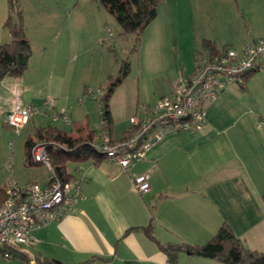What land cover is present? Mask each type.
Returning <instances> with one entry per match:
<instances>
[{
  "label": "crops",
  "instance_id": "1",
  "mask_svg": "<svg viewBox=\"0 0 264 264\" xmlns=\"http://www.w3.org/2000/svg\"><path fill=\"white\" fill-rule=\"evenodd\" d=\"M19 1L31 56L21 78L6 77L0 81L3 129L8 128L5 115L13 93L24 105L33 107L36 103L23 99L22 94L34 88L32 84H23L24 79L29 75L28 70L39 72L34 53L42 49L47 28L65 13L64 0ZM8 8L9 0H0V45L10 40L3 28ZM258 38L264 35H242L240 42L244 44L229 48L240 51ZM253 74H248L242 85L229 84L207 105L201 130L167 134L142 160L126 170L106 159L68 163L66 172L71 180L78 181L79 200L64 218L34 230L32 243L16 250L17 256L9 259L13 261L9 264H46L43 260L61 264H165L167 255L160 245H202L222 225L247 249L264 254V130L257 127L258 120L264 121V104L257 105L260 98L252 90V86L259 89L261 82L264 86V78H254ZM182 75L174 74L168 87L158 84V89L139 95L136 114L141 116L143 108H150L159 98L170 95ZM86 88L83 87L81 95ZM114 93L109 100L112 118L109 138L118 141L131 126L128 119L126 127L116 133L120 115L112 107ZM33 96L32 93L34 100ZM47 126L74 138L90 135L95 145L100 142L99 128L84 125L83 121H73L68 130L52 125L34 127L27 138L36 141L35 131ZM144 173L149 175L150 189L141 195L135 192L131 178ZM10 179L2 177L0 189H5ZM48 181L49 177L45 183L21 185L45 186ZM146 227L151 238L142 230ZM0 256L3 258L1 250ZM177 264L222 263L180 253Z\"/></svg>",
  "mask_w": 264,
  "mask_h": 264
},
{
  "label": "rangeland",
  "instance_id": "2",
  "mask_svg": "<svg viewBox=\"0 0 264 264\" xmlns=\"http://www.w3.org/2000/svg\"><path fill=\"white\" fill-rule=\"evenodd\" d=\"M15 1L21 10L20 1ZM63 3L65 13L61 19L47 28L42 45L37 40L42 47L34 53L39 72L28 70L23 83L34 86L22 95L25 102H36L33 108L39 114L19 135L12 128L3 129L0 125V180L8 177L20 184L45 183L48 179L45 167L24 164L28 134L34 127L46 125L68 130L73 121L99 128V102L92 96L81 95V90L83 87L97 90L108 79L117 78L124 62L128 63L129 74L112 99L114 113L120 115L116 133L137 113L139 95L158 89V84L168 87L174 74L186 75L194 70L196 58L203 53L204 40L210 39L218 49H230L244 44L240 42L242 35H264V0H165L157 7L156 18L144 29L137 43L135 35L123 34L96 1L64 0ZM11 17L15 21L16 9ZM253 77L264 78V71L254 73ZM258 86L259 89L252 86V90L259 96L261 104L257 100L256 103L261 106L264 86L262 82ZM61 113L68 114L71 122L55 119ZM10 262L13 261L0 256V264Z\"/></svg>",
  "mask_w": 264,
  "mask_h": 264
},
{
  "label": "built area",
  "instance_id": "3",
  "mask_svg": "<svg viewBox=\"0 0 264 264\" xmlns=\"http://www.w3.org/2000/svg\"><path fill=\"white\" fill-rule=\"evenodd\" d=\"M108 34L112 37L111 32ZM261 71H264V38L253 40L240 51L226 49L220 55L202 54L193 73L181 76L170 95L159 98L150 108H143L142 117L136 114L129 118L133 132L127 138L111 141L100 119V142L93 147L107 161L126 170L132 163L142 160L167 134L201 130L206 121V107L220 92L229 84L242 85L246 75ZM102 94V89L85 90L86 96L96 100ZM38 114L36 108L24 105L13 93L5 122L19 135ZM55 119L71 122L65 113ZM257 127L264 130V121L258 120ZM46 147L45 142L34 141L30 150L32 163L47 169L49 181L45 186L21 185L11 178L5 187V199L0 205V250L5 259L13 258L10 250L30 245L34 230L64 218L80 198L78 181L64 182L56 175ZM131 182L138 194L150 189L147 173L133 176ZM165 264L170 263L166 261Z\"/></svg>",
  "mask_w": 264,
  "mask_h": 264
},
{
  "label": "trees",
  "instance_id": "4",
  "mask_svg": "<svg viewBox=\"0 0 264 264\" xmlns=\"http://www.w3.org/2000/svg\"><path fill=\"white\" fill-rule=\"evenodd\" d=\"M104 9L118 24L123 34H134L136 43L140 40L144 29L156 18L157 7L164 0H94ZM15 0H9V13L3 28L7 31L10 40L0 45V81L6 77L21 78L27 68L31 56V46L25 36L22 21V11L15 5ZM16 9V19L12 20L11 14ZM202 54L220 55L226 48L218 49L208 40L202 43ZM198 56V55H197ZM195 60V67L199 61ZM194 67V69H195ZM194 71V70H193ZM129 74V66L124 62L119 69V75L115 79H108L101 87L103 94L98 98L100 119L103 120L105 130L110 135L112 118L109 111V100L115 89ZM190 75V74H188ZM184 76V75H182ZM247 76V75H246ZM245 76V77H246ZM87 89V88H86ZM85 89V90H86ZM85 94V91H84ZM5 125L7 123L5 122ZM8 128H10L8 126ZM133 131L130 129L122 139L127 138ZM36 141L47 144V153L56 175L64 182L70 181L66 172L68 163H81L86 160L98 162L105 157L93 147L92 136L74 138L64 131L47 126L35 131ZM35 140L26 138L25 161L26 167L37 166L31 161L30 150ZM5 199V189H0V205ZM151 238L149 227L142 229ZM160 249L167 255V262L177 264L178 255L186 253L195 257L216 260L222 264H264V254L251 251L235 237L230 229L222 225L218 231L206 243L202 245H160ZM13 258L17 256L16 250H10ZM21 259L25 258L20 256ZM46 264H61L54 260H43ZM86 264V263H85Z\"/></svg>",
  "mask_w": 264,
  "mask_h": 264
}]
</instances>
